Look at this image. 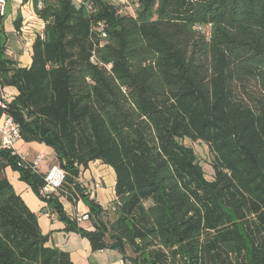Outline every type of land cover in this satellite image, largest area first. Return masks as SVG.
Wrapping results in <instances>:
<instances>
[{"label": "trees", "instance_id": "obj_1", "mask_svg": "<svg viewBox=\"0 0 264 264\" xmlns=\"http://www.w3.org/2000/svg\"><path fill=\"white\" fill-rule=\"evenodd\" d=\"M25 1L44 28L22 67L0 18V88L17 89L0 115L55 150L65 178L46 202L66 231L130 264H264V0H133L134 14L113 0ZM185 139L209 146L211 179ZM95 161L115 171L116 211L80 181ZM8 167L38 196L45 178L0 146V264H74ZM61 197L85 202L91 229Z\"/></svg>", "mask_w": 264, "mask_h": 264}, {"label": "crops", "instance_id": "obj_2", "mask_svg": "<svg viewBox=\"0 0 264 264\" xmlns=\"http://www.w3.org/2000/svg\"><path fill=\"white\" fill-rule=\"evenodd\" d=\"M7 11L9 15L4 21V26L8 33L7 49L12 52L11 57H13L20 66L29 67L32 63V54L24 51V41L18 31H16L15 20L18 17L22 18V32L27 33L32 39H35L37 34L43 32L44 21L39 18L33 4L29 1L9 0L6 14ZM7 88L9 96H11V98L15 97L17 89L14 87L0 88V96L8 99L6 96ZM2 119V115H0V125ZM1 143L2 136L0 134V146ZM16 149L18 153L29 161L41 155L43 159L38 168L42 173H46L53 164L57 163L55 150L45 143L39 141L25 142L21 138L16 143ZM11 169L10 167L6 169L7 176L16 192L21 195L28 207L37 214L42 232L49 235L48 245L52 247L56 246L69 252L74 264H122L120 260L123 256L118 250L106 248L94 251L87 238L74 231H66L65 222L60 220L58 216L52 218L46 216L45 211L52 210V208L49 207L47 202L43 201L26 182L20 179V174L17 171L13 169V171H11ZM80 181L85 186L86 191L90 193L91 197L96 198L102 205L108 207V205L115 200V171L112 167L103 164L101 161L90 163L89 167L82 171ZM82 201L83 200H80L74 207L70 202H64L63 206L67 214L72 217V213L76 211L80 214L88 212L89 208L85 202L84 207L86 210L84 212H79V203ZM85 223H87V225L84 226ZM80 224L84 227L87 226L89 229L92 228L90 221L84 220L81 221ZM127 264L130 263L127 262Z\"/></svg>", "mask_w": 264, "mask_h": 264}, {"label": "built area", "instance_id": "obj_3", "mask_svg": "<svg viewBox=\"0 0 264 264\" xmlns=\"http://www.w3.org/2000/svg\"><path fill=\"white\" fill-rule=\"evenodd\" d=\"M9 0H0V18H3L6 16V10ZM23 1V0H22ZM43 1L39 0L38 2V8H43ZM139 6L138 3L134 4V7L137 8ZM121 13L125 12L123 8L120 10ZM135 12V10H134ZM134 12L131 11V13L134 14ZM23 41H24V51L32 54V47L33 42L35 39H32L28 36L27 33L21 32L20 33ZM12 52L8 51L7 54L9 56H12ZM8 107V100L2 96H0V109L6 110ZM2 123L0 125V134L2 136V143L1 146L11 149L14 153L18 154L21 158L26 159L23 155L18 153L16 149V143L18 140L21 139V131H20V125L16 122V120L13 118L12 115L3 112L2 113ZM42 156L38 155L34 160L30 161L34 167L35 170H39L38 166L42 160ZM27 160V159H26ZM29 161V160H28ZM65 178V170L59 165V164H53L51 168L45 173L44 183L39 188V196L43 198L42 200L46 202V200L52 196L53 194H57L59 192L60 187L63 184ZM98 186V184H97ZM60 201L62 204L67 200L66 197H61ZM71 203V205L74 207L75 204H77L79 201H77L75 198H73L72 201H68ZM110 209L112 211H116L118 202L113 200L111 202ZM46 216L52 218L57 217V213H55L52 210L45 211ZM72 217L75 218L78 222L88 220L89 214L88 212L80 214L77 211L72 213ZM120 262L122 264H127V260L124 258H121Z\"/></svg>", "mask_w": 264, "mask_h": 264}, {"label": "rangeland", "instance_id": "obj_4", "mask_svg": "<svg viewBox=\"0 0 264 264\" xmlns=\"http://www.w3.org/2000/svg\"><path fill=\"white\" fill-rule=\"evenodd\" d=\"M113 1L120 4L125 12L131 13V11L134 12V10H135L133 0H113ZM8 15H9V12L7 11L6 18L8 17ZM7 92H8V88L6 89V96L8 97L7 100L11 101L12 98H11V96H9V94ZM183 143H185L186 145L192 146L194 148L196 155L198 157V160L200 161L201 165L203 166V168L205 170L206 177L208 179H211L213 176V168H212V164H211L213 155L210 151L209 146L204 142H200V141L193 142L189 139H185L183 141ZM11 171H13V170L11 169ZM11 171H9V172H11ZM108 207L110 208V205H108ZM85 210H86V208L84 207V202L82 201L79 203V212H84ZM112 215H114V212H112ZM87 221H89V219ZM90 224H91V222H90ZM85 225H87V223H85L84 226ZM88 225H89V223H88ZM86 228H87V226H86ZM128 254L131 255L130 250H128Z\"/></svg>", "mask_w": 264, "mask_h": 264}]
</instances>
